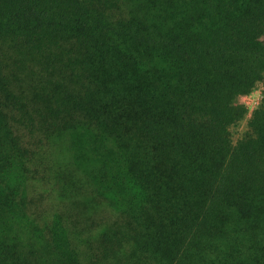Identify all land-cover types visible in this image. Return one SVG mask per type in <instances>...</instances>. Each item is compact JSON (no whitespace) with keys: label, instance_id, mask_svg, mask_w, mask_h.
<instances>
[{"label":"trees","instance_id":"obj_1","mask_svg":"<svg viewBox=\"0 0 264 264\" xmlns=\"http://www.w3.org/2000/svg\"><path fill=\"white\" fill-rule=\"evenodd\" d=\"M259 83L264 0H0V264H264Z\"/></svg>","mask_w":264,"mask_h":264},{"label":"rangeland","instance_id":"obj_2","mask_svg":"<svg viewBox=\"0 0 264 264\" xmlns=\"http://www.w3.org/2000/svg\"><path fill=\"white\" fill-rule=\"evenodd\" d=\"M264 99V84L259 83L255 88V92L249 96L244 97L243 103L249 106L250 114L253 113L263 102ZM246 121L243 122L238 128H233L234 140L237 141L242 132L244 131Z\"/></svg>","mask_w":264,"mask_h":264},{"label":"built area","instance_id":"obj_3","mask_svg":"<svg viewBox=\"0 0 264 264\" xmlns=\"http://www.w3.org/2000/svg\"><path fill=\"white\" fill-rule=\"evenodd\" d=\"M255 92V90H253L251 93H249V94H246V95H244V96H242L241 97V102L243 103V99H244V97H246V96H249V95H251L252 93H254ZM244 104V103H243ZM245 105V104H244ZM248 109H250L249 108V106H246ZM250 111V110H249Z\"/></svg>","mask_w":264,"mask_h":264}]
</instances>
